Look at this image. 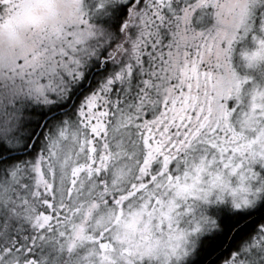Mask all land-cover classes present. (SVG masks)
Instances as JSON below:
<instances>
[{
  "label": "snow or ice",
  "instance_id": "1",
  "mask_svg": "<svg viewBox=\"0 0 264 264\" xmlns=\"http://www.w3.org/2000/svg\"><path fill=\"white\" fill-rule=\"evenodd\" d=\"M0 264H264V0H0Z\"/></svg>",
  "mask_w": 264,
  "mask_h": 264
}]
</instances>
